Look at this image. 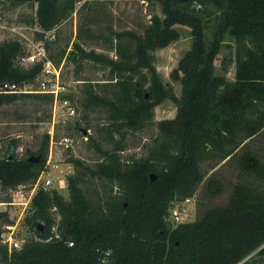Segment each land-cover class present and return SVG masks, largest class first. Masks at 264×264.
<instances>
[{
  "label": "trees",
  "instance_id": "16d2710c",
  "mask_svg": "<svg viewBox=\"0 0 264 264\" xmlns=\"http://www.w3.org/2000/svg\"><path fill=\"white\" fill-rule=\"evenodd\" d=\"M157 1L163 17L152 14L141 33L107 25L106 35L92 29L103 13L96 11V0H85L80 8L92 12L85 14L86 25L75 30L68 50L60 49L57 58L49 53L56 64L68 57L107 67L105 81L86 80L81 89L85 120L96 107L105 112L96 135L84 134L99 158L92 164L69 159L74 171L66 177L67 198L55 188L39 187L30 199L23 220L28 230L43 238L55 226L61 239L30 237L10 251L0 243V264H96L107 249L112 264H264V245L258 248L264 243V0ZM5 2L12 8L30 6V22L49 30L72 14L77 0ZM176 24L188 26L191 36L171 71L180 82L179 95L160 79L153 54L179 38ZM82 41H102L115 57L86 49ZM222 46L233 47L232 80L215 72ZM21 52L19 41L0 40V85L31 81L40 70V63L19 64ZM226 68L223 56L221 69ZM28 96L51 102L49 94L0 92V106ZM67 96L73 100L71 93ZM165 98L176 104L174 117L156 122L158 133L145 156L123 160L126 133L149 124ZM73 127L82 134L89 125L81 127L76 120ZM48 143L45 132L35 150L26 149L39 155L37 161L16 157L15 139L6 151L0 148L1 188L32 184L45 168ZM221 162L233 166L237 177L226 201L171 226L166 216L172 201L193 195L203 180L209 194L223 189L214 173L204 179L208 168ZM89 179L107 187L91 189Z\"/></svg>",
  "mask_w": 264,
  "mask_h": 264
},
{
  "label": "rangeland",
  "instance_id": "374dc122",
  "mask_svg": "<svg viewBox=\"0 0 264 264\" xmlns=\"http://www.w3.org/2000/svg\"><path fill=\"white\" fill-rule=\"evenodd\" d=\"M83 1L85 0H77L75 10L58 25L55 39L48 43V52L55 58H57V53L60 49L65 47L68 50L71 47V43L77 37V35L75 37V30L85 26V14L92 13L88 12V9L85 7L80 8ZM96 2L94 6L96 9H99L96 11H102L103 13L97 14L100 20L92 25L95 33H105L107 35V25H110L114 31L127 29L141 33L144 26L148 24L152 14H157L160 18L163 17L161 5L157 0H96ZM0 8L4 22L33 25L30 19L34 15V10L30 6L22 5L12 8L5 2V5L0 4ZM175 26L179 30V38L164 47L157 48L153 51V54L154 65L160 79L166 84L171 85L175 94L179 95L180 82L177 78L173 77L171 71L177 67L179 59L189 48L191 36L188 26L179 24ZM7 36L9 34L6 30L0 27V39ZM229 40L226 39L225 41H227L228 45L232 46V41ZM82 44L86 49L103 51L107 55L115 57L113 49L102 41H82ZM232 50L233 47L222 46L214 61L215 72L222 73L226 78L231 80L234 75V64L233 62H229L228 57H230L229 53ZM223 56H225V61H227L226 70L221 69ZM78 63H75L74 60L68 57L63 58L59 62L61 66V79L69 88L73 98L72 103L76 107L75 115L72 118L56 114L53 124L51 102L36 99L34 96L20 98L13 103L0 106V148L2 152L7 150L10 139H15L18 144L13 150L14 155L16 157H26L29 155L26 149L35 150L41 141L42 135L46 132L50 136V130L53 128V141L50 145L48 143L45 168L39 176L41 181L46 177L50 178L52 182L47 186V189L55 188L65 198L68 196L66 177L74 171V166L69 159L77 157L85 163L92 164L99 158V153L87 142L86 136L73 127L74 122L76 120L79 121L81 127H84L85 123L88 122L89 128H87L86 133L95 136L96 126L101 124L105 119L104 110L96 107L87 113L88 119L85 120L82 117L84 111L80 101L83 97L81 91L83 83L86 80L105 81L108 76L107 67H100L97 63L88 60H84L80 64ZM177 73L180 75L181 71L178 70ZM175 113L176 104L171 99L165 98L158 103L154 107V115L149 124L143 129L126 133V146L120 152L121 158L123 160H132L145 156L158 133L156 122L162 119L173 118ZM60 119H64V121ZM52 124L53 127H51ZM64 135H68L72 140L68 148H65L59 142ZM106 145L105 143L102 144L104 147ZM207 163H202L201 169L203 171L208 168ZM210 173H214L215 177L221 180L223 189L217 194H209L204 190V180L201 181L190 201L185 203L179 201L180 221H192L198 216L199 210L221 205L226 201L231 186L237 179L234 167L221 162L215 168H208L204 179ZM100 183L99 180L89 179L86 186L91 189L97 187L103 189V187H107L104 183H102L101 187ZM24 185L21 188V194L18 193L19 184L18 186L3 189L0 185V200H3L0 201V227L8 220V212L14 217L18 216L23 206L21 202L29 201L39 187L36 186L32 190L29 188L31 184L24 183ZM113 189L115 190L116 187H113ZM12 201L16 203L11 204L10 202ZM27 205L18 220L20 224L18 223L16 227V235L20 237L30 236V233H32L28 230L27 225L23 223L29 202ZM57 219L58 214L54 213V220L57 221ZM171 222L173 225L177 223L175 220H171ZM52 229H55V226Z\"/></svg>",
  "mask_w": 264,
  "mask_h": 264
},
{
  "label": "built area",
  "instance_id": "2783aa9c",
  "mask_svg": "<svg viewBox=\"0 0 264 264\" xmlns=\"http://www.w3.org/2000/svg\"><path fill=\"white\" fill-rule=\"evenodd\" d=\"M2 1L3 0H0V4L4 5ZM58 25L59 24L55 25L49 30H43L35 23H33L32 26L26 24L6 23L4 22L0 8V27H3V29L9 34V36L5 38L15 39L21 44L22 52L17 58L19 64L27 67L36 63H40V70L31 81L24 82L22 84L6 81L0 85V92L49 94L51 96L53 124L56 114H62L72 118L76 112L75 105L67 96V94L70 93L69 88L61 79V66L56 64L51 59L48 52L47 45L49 42L55 39ZM38 32H42L43 34L39 35ZM60 120L64 121V119ZM53 124L51 127H53ZM52 141L53 128L50 130L49 145L52 143ZM59 142L65 148H68L71 145L72 140L68 135H64L61 137ZM40 181L41 180L39 176L29 188L33 190L36 186H39L43 189H47V186L52 182L48 177L43 179L41 183ZM24 186L25 185L23 183L19 184L18 193L21 194V188ZM193 195L187 196L178 201H172L170 203L167 209L166 218L171 223V225H173L171 220H175L177 223L183 222L179 220V201H182V203L188 202L193 198ZM28 202H30V200L21 202L23 203V206L17 217L12 216V214L8 212V220L0 227V243L6 245L9 251L12 249H20L23 243L30 237L35 239H44L45 241L51 239H61L60 233L55 229H51V232L43 238L38 237L34 233H30V236L26 237H20L16 235V227L19 223L18 220L22 216L26 206H28ZM10 203L14 204L16 202L12 201ZM177 223H175L173 226H175ZM67 243L68 245L72 244L71 241H68ZM96 264H112L111 250L107 249L102 251L98 256Z\"/></svg>",
  "mask_w": 264,
  "mask_h": 264
},
{
  "label": "water",
  "instance_id": "95a60500",
  "mask_svg": "<svg viewBox=\"0 0 264 264\" xmlns=\"http://www.w3.org/2000/svg\"><path fill=\"white\" fill-rule=\"evenodd\" d=\"M85 132H86V129L85 128H82V133L85 134ZM27 159L29 161H37L39 159V155H29ZM154 177H155V173L151 172L150 173V179H153ZM43 226H44L43 221H38L37 227L39 229H43ZM263 245H264V243H262L258 248H260Z\"/></svg>",
  "mask_w": 264,
  "mask_h": 264
}]
</instances>
